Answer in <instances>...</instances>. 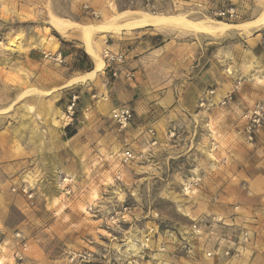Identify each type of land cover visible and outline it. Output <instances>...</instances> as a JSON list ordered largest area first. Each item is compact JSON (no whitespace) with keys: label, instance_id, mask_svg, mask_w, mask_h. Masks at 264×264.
Here are the masks:
<instances>
[{"label":"rangeland","instance_id":"374dc122","mask_svg":"<svg viewBox=\"0 0 264 264\" xmlns=\"http://www.w3.org/2000/svg\"><path fill=\"white\" fill-rule=\"evenodd\" d=\"M124 11L182 17L197 26L162 31L149 27L122 29L116 34L104 28L92 30V50L102 61V68L93 76H82L80 81L95 82L104 73L109 77L103 53L111 51L109 46L115 40L139 32L158 33L170 41H185L188 57L199 74L217 64L232 80L230 91L224 95L231 94V98L225 106L213 101L215 106L210 109L199 107V102L191 104L184 93L191 83L187 80L180 93L173 90L174 99L165 107L136 117L130 128H139L141 139L124 135L134 116L120 130L111 118L112 108L109 114L101 115L107 128L105 139L97 140L101 130L86 125L91 155L60 161L57 154L65 150H57L49 140L46 121L42 123V118L36 117L31 99L51 97V92H39L37 87L49 86L52 67L62 66L47 56L58 55L57 46L63 40L68 42L63 45L65 52L79 54L86 50L93 65L88 73L95 62L77 30L60 32L52 28L50 20L55 17L81 26L108 27L112 21L122 25L138 17L118 18ZM224 11L231 15L220 17ZM263 11L264 0H0V138L8 142L0 145V264H238L242 257L251 260L256 254L261 255L256 263L262 264L264 232L258 238L253 233L250 245L238 258L222 260L207 258L200 242H187V237L192 220L202 214L233 224L234 230L228 232L231 234L245 228L235 223L238 213L246 212L249 206L259 214L264 211V188L249 190L242 186L234 190L202 183L204 170L218 175L224 165L217 152L226 143L217 141L218 126L213 120L221 114L213 116L211 109H226L237 99L239 125L233 128L240 134L238 144L253 148L257 143L264 148V119L251 142L245 132L248 121L243 119L257 104L264 108V24L257 21ZM214 21L255 26L230 28L219 34L197 28ZM192 42L197 46L194 54L190 53V47L195 46ZM193 83L202 85L198 77ZM207 86L209 91L216 87ZM93 95L96 97L92 101L101 103L99 110L110 101V94ZM79 102L74 120L81 115ZM63 113L50 118L53 126L63 123ZM91 118L86 116L84 121L89 123ZM149 130H154L156 138L158 134L165 138L161 142L157 138V145L148 148L142 139ZM124 138L128 144H124ZM7 149L9 161L3 158ZM125 149L148 154L139 162L122 164L120 156ZM198 177L200 182L194 186ZM50 179H54L59 196L49 199L41 188L49 186ZM65 184L68 195L62 189ZM230 208L233 215L223 214ZM187 243L192 244L190 249L184 248ZM248 247L252 253L246 251Z\"/></svg>","mask_w":264,"mask_h":264},{"label":"crops","instance_id":"0c3cea01","mask_svg":"<svg viewBox=\"0 0 264 264\" xmlns=\"http://www.w3.org/2000/svg\"><path fill=\"white\" fill-rule=\"evenodd\" d=\"M146 35L152 38H147ZM161 37V34L158 33L139 32L131 38L121 37L109 46L113 53L122 52L125 54V66L129 71L134 72V77L130 80L123 76L113 79L104 73L102 76L98 75L95 82L89 79L80 81L79 78L87 75L93 68L86 50L83 49L79 54L69 50L65 52L63 45L68 43L67 40H63V43L58 44L57 54L62 59V66H58L59 68L52 67L54 73L49 86L38 85L37 87V91L42 93L51 92L52 95L49 98L31 99V102L36 109V117H41L42 123L46 121L47 126L44 128L49 140L53 142L57 150H65V152L60 151L57 154L60 161H63V159L66 161L73 160L75 157L87 158L91 155L90 137L86 132V125L91 124L92 127L101 130L102 136L96 137L97 140L100 137L105 139L107 128L101 115L109 114L112 108L125 106L134 112V120L128 127L130 128L131 125L135 124L134 121L138 115L144 112L147 113L151 109L159 110L160 107H165L167 103L173 101V90L180 93L187 80H191V83L188 84L184 93L191 104H197L198 100L209 91L207 84L210 87L212 85L216 86L213 97L215 103L219 102L218 100L230 91L233 85L232 80L223 73L217 64L211 66L204 74H199L195 70L197 67L193 66L192 58L188 57L185 41H170L168 38ZM192 45L195 46L190 47V53L194 54L197 51V46L195 42H192ZM200 63L198 61L197 66ZM239 64H241V61L237 62V65L235 64V68ZM181 69L186 72H181ZM199 75H201V78ZM208 75L209 80L207 79ZM196 77L201 79L202 85L193 83V79ZM92 92L98 95L110 94L109 103L102 104L99 110L101 103L98 104L92 101L93 97H96ZM73 94H77L80 100L81 115L76 116L75 120L68 126L62 122L58 126H53L50 118L53 115L63 113ZM237 96L240 97L241 95ZM235 101L230 103L226 109L215 107L210 111L213 116L221 114V118L218 120L214 118L213 120L214 124L216 123V126H218L217 141L221 140L226 143V146L217 152L218 159L224 165L218 175H212L210 171L204 170L202 183L217 184L225 189L231 188L234 190H240L242 186L243 188L247 187L249 190L261 189L264 188V148L257 143L253 148H248L243 142L238 144L240 134L235 131L236 128H233V126L237 127L239 125L235 115L239 101L237 99ZM86 116L92 117L89 123L84 121ZM139 131V128H130L124 135H130L133 139H141V131ZM118 132L121 131L118 129ZM108 135L111 134L108 133ZM157 138L158 142H161L165 135L158 134ZM0 139V145H4V142L8 143L5 137ZM240 139L242 141L241 137ZM142 140L147 142V136L145 135ZM123 141L124 144H128L127 139L124 138ZM259 142L260 138H258ZM237 146L242 147L241 150ZM3 158H5V161H9V149H7ZM252 193L255 195L254 192ZM250 199H253V197ZM223 214L233 215V208ZM235 223L242 224L246 229L255 233V238H258L262 236L261 232H264V211L259 214L256 212V208L249 206L246 212L242 211L237 214ZM246 251H250L249 247ZM250 253L252 252L250 251ZM260 256L256 254L251 260L242 257L238 264H257V259L258 262L261 261L259 260V258L261 259Z\"/></svg>","mask_w":264,"mask_h":264},{"label":"built area","instance_id":"2783aa9c","mask_svg":"<svg viewBox=\"0 0 264 264\" xmlns=\"http://www.w3.org/2000/svg\"><path fill=\"white\" fill-rule=\"evenodd\" d=\"M94 14V13H93ZM229 14V11L220 12L219 16L226 18ZM55 63H61L62 59L60 55L50 56ZM104 58V68L109 73L111 78H118L120 76L125 77L130 80L134 76L133 71H129L126 64L125 54L112 53L109 50H105L103 53ZM237 88V87H236ZM215 95L214 91H208L199 99V107L210 109L215 106V103L212 100V97ZM231 94L222 97L217 105L225 106L230 100ZM78 95L73 94L69 99V104L62 114L63 123L68 126L74 120L76 104L78 101ZM107 100V97L104 98ZM134 112L128 107H117L114 108L111 112V118L113 122L118 126L120 130L125 129L130 122L132 121ZM243 119L248 121L246 132L247 141L251 142L253 140V135L257 127L260 126L264 119V108L257 104L250 111L244 114ZM147 146L154 147L157 145V138L155 136L154 130H149L147 133ZM148 152H141L139 154L134 153L131 149H125L122 151L120 156V161L122 164H128L132 162H139L145 158ZM200 178H196L193 182L194 186H198ZM63 183H68L66 179H63ZM66 185V184H65ZM64 194H70L68 186H64ZM25 191V190H24ZM32 195H29L31 197ZM236 210V208H235ZM234 230L233 224L225 223L222 218L217 217L211 214H202L197 218L192 220V223L189 228V237H187V242H198L201 246V251L209 259L222 260L229 258H238L250 243L253 238V232L246 229L240 228L233 233L228 234L229 230ZM19 237V234L16 235ZM184 248L190 249L192 246L191 243L187 245L183 244ZM24 248L26 244H23Z\"/></svg>","mask_w":264,"mask_h":264},{"label":"bare ground","instance_id":"6f19581e","mask_svg":"<svg viewBox=\"0 0 264 264\" xmlns=\"http://www.w3.org/2000/svg\"><path fill=\"white\" fill-rule=\"evenodd\" d=\"M133 14L137 15L138 17H136V18L131 17L130 20H127L122 25H117L114 21H112L111 25L108 27H105V26L104 27L103 26H100V27L81 26L79 24L71 23L68 21H63V20H60V19L55 18V17L51 18V20H50L51 24H50V22H49V24L51 26H53L52 28H57V30H60V32L62 30H66V29H74V30H77L79 32L80 38L84 42L87 51L89 52V54H91V56L93 57L94 62H95V68L93 69V71L91 73H88L87 75H84L82 77V79H84L86 76L87 77L93 76L96 72L100 71L102 68V61L99 59V57H97L94 54V52L92 50V41H91V37H90L92 30L94 31V30H100V29L104 28L105 31L116 34V33H119L122 29L131 31V30H135V29H142V28H148L149 27V28H153V29H157V30L162 31V30H165L168 28H173V27L183 28V27H196L197 26L193 23L186 21L182 17H177V16L162 17V16H156V15H151V14L141 13V12L136 13V12L124 11L118 15V18L133 15ZM253 21H255V20H253ZM257 21H258V24H260L259 21L261 23L263 22V24H264V15L262 16V18H260ZM249 24L252 25V27L255 26V24H251V23H243V24H239V25L236 24V26H231L229 24H225V23L220 22V21H217V22L214 21V22H209L208 25H205L202 27H200L198 25L197 28H198V30H203L206 33L213 34V33H217V32H224V30H228L230 28H238V29L239 28L244 29L245 27L252 28L251 26L249 27ZM258 24H256V25H258ZM260 26H262V25H260ZM217 34H219V33H217ZM54 179H50V181L48 183L49 186H47L45 188H43V187L41 188L42 192H44L49 199L52 196H54V197L59 196V192L55 186Z\"/></svg>","mask_w":264,"mask_h":264}]
</instances>
